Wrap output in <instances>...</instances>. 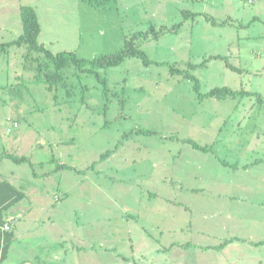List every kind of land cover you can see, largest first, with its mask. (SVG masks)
I'll return each instance as SVG.
<instances>
[{
  "label": "rangeland",
  "instance_id": "obj_1",
  "mask_svg": "<svg viewBox=\"0 0 264 264\" xmlns=\"http://www.w3.org/2000/svg\"><path fill=\"white\" fill-rule=\"evenodd\" d=\"M22 5L35 8L39 41L54 53L74 51L90 59L115 53L127 37L154 26L157 35L152 31L136 43L162 62L146 66L129 57L99 69L107 98L95 74L77 73L74 66L64 69L71 95L63 87L50 92L24 68L26 46L0 55V153L28 158L6 160L18 172L4 178L20 184L21 177L33 204L50 203L52 224L44 234L58 240L59 257L54 262L50 256L49 264L66 255L71 264H167L163 252H150L169 239L199 246L232 235L264 240V206L258 204L264 199V102L258 101L264 99V0H0V42L23 33ZM186 11L196 15L186 19ZM212 17L226 24L213 25ZM212 55L225 56L235 69L221 59L196 69L187 65ZM174 63L190 69L204 93L228 86L254 95L200 100L192 80L171 74ZM83 85L89 90L83 92ZM60 163L72 168L58 170ZM221 186L248 197L230 199ZM177 198L192 210L169 204ZM147 209L159 212L163 223L148 217ZM175 209L184 221H166ZM37 212L49 219L48 211ZM172 224L173 231H183L162 237ZM82 242L84 249L72 250ZM239 244L252 249L251 260L264 256V244ZM199 252L190 249L178 263H216Z\"/></svg>",
  "mask_w": 264,
  "mask_h": 264
},
{
  "label": "trees",
  "instance_id": "obj_2",
  "mask_svg": "<svg viewBox=\"0 0 264 264\" xmlns=\"http://www.w3.org/2000/svg\"><path fill=\"white\" fill-rule=\"evenodd\" d=\"M21 18L23 23V33L14 41L11 42H0V55H8L10 52V48L12 46H26L27 53L24 55L23 66L25 69L35 72V81L38 83H44L47 86V89L50 92L55 91L59 87H63L67 90V94L70 93V85L67 80V77L64 73V69L67 67L74 66L78 71L77 73H92L98 77V80L104 84L103 94L105 97L110 96V92L108 91V83L106 78H102L99 74V69L101 68H109L122 64L126 58L136 57L141 58L146 66H149L153 63L161 64L162 62H156L150 58L148 53L139 47L136 43V40L139 38H148L150 33L153 31L155 35H157V30L154 26H151L150 29L146 31H141L134 36L127 37L125 46L115 52V53H107L102 54L96 58H81L74 51H62L58 53L52 52L49 48L46 47L44 43L39 41V36L41 34V24L39 21L38 14L33 6L30 5H22L21 6ZM184 17L187 19L188 17L196 15L194 12L186 11L182 12ZM211 22L213 25H224L225 21L219 23L213 17L211 18ZM183 25V22H180L174 25V29L177 30L179 27ZM169 29V31H172ZM173 32V31H172ZM212 59H221L226 61L227 67L235 69L231 67L228 59L222 55H212L209 58H206L201 64L196 65L192 63H188L190 69H196L197 67H204L207 65V62ZM190 69L180 68L177 63L171 65V74L172 75H184L190 80L194 82V91L198 93L200 100H203L206 97H212L219 100H223L226 98H237L239 96H250L254 95L253 93L242 90H234L228 86L222 87H214L209 92L204 93L201 89V81L200 79L190 71ZM89 87L86 85L82 86V91H88ZM84 100V99H83ZM259 102H264V99L261 96H258ZM15 126V125H14ZM17 127L19 123L17 122ZM141 133L152 134L150 130H140ZM184 141L189 142L194 145L195 148L203 150L205 152L212 150L210 146H202L199 143L191 140L185 139ZM111 153V150H107L101 157V159L106 158L108 154ZM5 156L14 161L15 163H23L27 162L28 158L26 156L21 157L14 153L7 152ZM229 164V163H227ZM231 166V165H229ZM235 168V165H233ZM72 167L65 164L60 163L57 165V169H71ZM26 197V193L17 188L15 185L10 183L9 181H1L0 182V264L4 261L8 256V250L10 245L14 239L13 231H4L2 226L5 225L6 220L4 218L5 212L8 211L13 205L20 202L22 199ZM238 239V237H233L231 239H226L221 244L214 246V249H221L226 244L230 243L232 240ZM254 245H262L264 244V240L260 242L251 241ZM190 245V244H189Z\"/></svg>",
  "mask_w": 264,
  "mask_h": 264
},
{
  "label": "crops",
  "instance_id": "obj_3",
  "mask_svg": "<svg viewBox=\"0 0 264 264\" xmlns=\"http://www.w3.org/2000/svg\"><path fill=\"white\" fill-rule=\"evenodd\" d=\"M7 152L8 151H4L3 153H0V182L9 181L17 188L23 190L26 193V197L17 204L13 205L11 208L8 209V211L5 212L4 218L6 220V223H9L11 226V231H13L14 233V239L9 247L7 258L4 261H2L1 264H38V262L35 263V261H39V260H40L39 262L40 264H49L50 256L52 257V260L55 262V260H57L59 257L57 254L58 240L44 234V232H47L49 229L47 228L49 227V222L52 224V215H50L51 205L50 203L41 204V201L39 199L37 200V203L33 204L34 203L33 200H31L29 197L30 194H28V192L25 191L21 186V181H22L21 177L18 178V183L20 182V184H17L11 179L9 180L8 178H4V175H16L18 172V169H16V167H12L9 163H7L6 160H11L5 156V153ZM255 176H260V175H255ZM262 176L264 177V175ZM233 182L234 180H232V183ZM178 185L179 188L177 189L184 190V188L181 186V182H178ZM224 187L225 186H221V189L225 193H227L228 196L231 197L230 199L235 200V198L240 197V199L246 200L248 197L247 195L240 194V193H244L243 190L233 189V186H230V188L227 190ZM186 189L188 191V188ZM203 190L204 189L199 188L197 192L200 194L201 191ZM263 191H264V187H261L260 193H262ZM41 196H42L41 197L42 200H47L46 197L44 198L43 195ZM240 203L243 202H239V205H241ZM169 204L171 206L177 205L176 206L177 208H182V209L184 208L185 210L191 209L190 207L191 204L187 203L184 199L177 198L175 202H171L170 200ZM258 204L264 206V199H260ZM37 210L41 211L42 213L48 211L49 219L47 220L43 216H39L40 212H37ZM146 211L148 217L151 216L154 217V215L157 216L158 219L155 218L153 221H158V223H163L161 214H159V212H155V214L153 215L154 209H147ZM245 211H249V209L247 208ZM32 217L34 219H31ZM164 218L166 219V221H172V222L180 219L182 221L185 220L184 217L183 218L180 217V214H178V211L176 209L174 211H171L169 216L167 215L164 216ZM188 221L192 222L191 218ZM189 226L191 227L192 224H190ZM174 228H175V224H172V226L167 225L165 227V230L160 234H162V237H167V235L164 234H168V237H170L174 232L179 234L181 233V231H183L182 227H179L178 230L173 231ZM40 229L44 235L42 237L35 238L34 237L35 233L41 232ZM232 237H238V239L232 240L230 243L226 244V246H224L221 249H214V246H217L219 244L199 246L197 244L196 245L192 244V242L190 241H188L187 243L186 242L181 243L169 239L165 245L153 249L150 253L153 252L154 254V253L163 252L166 256L165 258L167 264H179L178 263L179 259L184 258L185 252L188 253L190 249L200 250V252L196 254V255L199 254L200 257L202 255H207V256L213 255V258L210 257V259H212L214 263L216 262L215 264H261L263 262L264 260L263 255L261 256L256 255L255 256L256 258L254 260H251V258L254 255V252H252V249H250L248 245L246 248L243 247L242 245L240 247L239 244L240 242L254 245L252 242H250L254 240L249 238H242L238 235H232ZM231 238H227V239H231ZM59 240L62 242L63 239H59ZM254 242H260V241H254ZM82 244L83 242L79 243V245L74 244L72 250L74 251L77 249L79 251L84 249L85 244H83L84 246ZM232 250H234V252H230ZM257 250L258 249H256V251ZM91 251L93 252L94 250L92 249ZM46 252L50 253V255L45 254ZM39 253H41L43 256H41V254ZM153 262H155V260L150 262L145 261L146 264H153ZM60 264H71V259L69 258L68 255H66L63 258H61ZM84 264H90V262L86 261ZM136 264H141L140 259L136 261Z\"/></svg>",
  "mask_w": 264,
  "mask_h": 264
},
{
  "label": "built area",
  "instance_id": "obj_4",
  "mask_svg": "<svg viewBox=\"0 0 264 264\" xmlns=\"http://www.w3.org/2000/svg\"><path fill=\"white\" fill-rule=\"evenodd\" d=\"M250 1H252L253 2V0H250ZM17 125V123H15V126ZM3 229H4V231H9V230H11V226H10V224L9 223H5V225L3 226Z\"/></svg>",
  "mask_w": 264,
  "mask_h": 264
}]
</instances>
